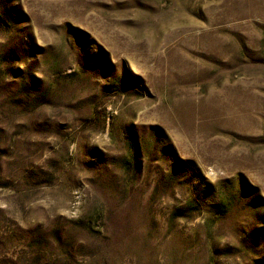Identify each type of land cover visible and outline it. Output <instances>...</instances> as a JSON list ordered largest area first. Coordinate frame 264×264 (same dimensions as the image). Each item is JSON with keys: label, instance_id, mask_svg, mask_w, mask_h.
I'll return each instance as SVG.
<instances>
[{"label": "rangeland", "instance_id": "1", "mask_svg": "<svg viewBox=\"0 0 264 264\" xmlns=\"http://www.w3.org/2000/svg\"><path fill=\"white\" fill-rule=\"evenodd\" d=\"M0 264H264V0H0Z\"/></svg>", "mask_w": 264, "mask_h": 264}]
</instances>
